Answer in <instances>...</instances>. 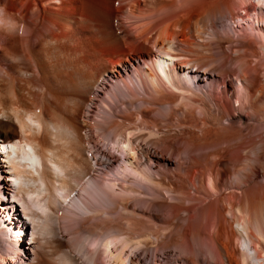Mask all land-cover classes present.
Masks as SVG:
<instances>
[{
  "label": "bare ground",
  "instance_id": "obj_1",
  "mask_svg": "<svg viewBox=\"0 0 264 264\" xmlns=\"http://www.w3.org/2000/svg\"><path fill=\"white\" fill-rule=\"evenodd\" d=\"M5 1L7 6L17 8L19 14L17 21L13 19L14 22L10 20L3 25L7 30L8 28L12 29L10 26L14 27L16 35L14 38L13 35H6L10 40V42L8 41L10 47L7 46L8 50L6 48L3 50V55L10 60L9 66L13 72L8 71L9 68H2L4 71H0V139L7 144L4 148L0 146V194L5 188L10 190L12 185L9 182L13 181L15 183L13 187L17 194L29 200L32 208L37 209H34L35 213L38 218L42 219L41 223L39 222L40 231L42 234L47 232L46 235H50H48L51 237L50 239L45 236L46 242L55 247L52 252L59 257V260L45 259L44 262L46 264H147L143 260H149L152 256L157 258L155 260H159V255L167 260L170 259L173 251L171 248L174 247L177 249L175 262H180L183 258L184 261L191 262V264H200V259L211 257L210 262L204 261V264H264V249L261 248V245L260 250L256 248L258 243L255 241L256 235L253 232L256 231L264 239V192L259 191L257 199L259 201L254 202L249 195V185L240 191L239 202L242 203L243 199H247L251 212H255V220L246 222V225L238 222L237 227L234 228L225 214L234 215L236 209L238 211L241 209L236 206V203H233L235 201H232V198H236L233 192V194L224 195L223 190L216 187L212 177L207 176L206 180L207 170L211 168L209 162L203 165L198 161L199 169L196 163L193 166L190 163L188 165L186 160L181 162L180 160L183 159L181 157L176 163V168L172 170L170 167L162 165L158 159L155 167L159 168L156 172L153 171L150 164L153 157H157L158 154H161V159L167 157L166 153L170 154L172 158L168 156V159L171 160L175 159V155L179 157L182 152L180 147H172L168 144L169 138L174 136L173 131L176 134H178L177 132L193 131L194 135L191 133V138L198 140L196 143L194 141V145L200 147V158H204L206 161L209 158L218 160L217 162L223 165V172L228 171L230 166L234 168L231 172L235 170L254 172L264 168V134L261 133L264 130L260 132V126L264 124V98L261 99L263 102L259 100L261 96H264L263 78L260 75L264 63L261 65L262 68L261 66H252L249 60L243 58L246 56L241 55L242 50H245L246 53L251 51L253 55L259 54L253 43L255 42L254 37L250 36V39H247V45L244 44L246 45L245 49L239 45L233 47V50L231 49L239 60L235 69L228 65L231 59H217L213 52L214 45L222 44L228 36L218 35L217 26L225 22L227 12L231 15L234 14L233 3L235 1L111 0L108 1L106 8L109 12L105 13L106 18L102 20L103 28H108V33H105V43L116 44L120 43L121 37L125 38L130 49L140 57V61L134 69L138 85L131 87V84L135 82L130 77L131 84H124L125 87H123L126 91L117 87L115 93H112L113 95L109 94V99L115 102L114 97L119 99L120 93H123L122 95L128 93L131 96L139 86L149 96L148 99H142V104L155 101L156 105H167V109L166 111L162 109V111L159 107L158 117L155 120H146V116L157 106L141 108L134 113L128 111L129 106L127 105L125 117L128 121L116 123L107 118L103 120L111 127L112 136L99 132L102 130L107 132L110 129L105 128L107 126L100 125V123L93 124L98 137L102 141H107L106 148L109 151L115 149L121 154L118 159L117 173L119 175L108 170L103 173L100 184L118 197L111 195L109 199L112 198L114 201L116 198L115 200L125 211H130L129 205L137 206L138 202H142L143 205L138 207L148 217L157 216L156 212L153 213L155 210L157 211V209L154 210L155 206L153 207V205L159 204L158 200L162 199L161 201L166 206L163 211L165 219L162 218L164 226L159 223L147 226L146 221L136 218L134 215L120 216L119 214L120 217L112 218V215L109 214L115 211L112 209L113 206L109 211H105L109 215L105 218L103 216L96 217L93 214L87 215L86 207L75 197H72L79 184L85 183L88 201L97 199L99 205L105 206L116 204L111 203L106 196L101 194V186L94 179L84 182V178L93 168L92 161L86 154L88 152L86 143H91L92 136L88 133L83 134L86 127L80 121V116L88 101L87 96L90 95L94 85L99 82L101 73L100 71L99 73H82L83 71L77 68V70L75 68L71 70L69 69L71 63L69 67H65L68 62L61 58L60 54L62 55L63 52L59 53L56 44L52 43L57 25L54 27L51 24V18H59L63 13L69 12L65 0H47L50 2V7L39 6L41 2L45 4L44 0ZM115 1L120 5L119 10H116L120 18L118 15L117 17L121 21L123 27L121 28L125 33L121 37L111 27L115 14L112 6L116 4ZM241 1L245 4L246 14H250L249 10L255 8L254 3L250 0ZM258 3L262 5L263 1L258 0ZM48 9L50 17L47 19V23L45 22L41 26L39 19L42 13L47 12ZM31 10H33V15L30 16ZM65 15L67 16V14ZM28 18H30V22ZM256 19H258L259 25L257 30L263 40L261 50L264 52V14L261 15L258 12ZM261 21L263 22L260 26ZM22 23L25 26V32L22 41H20L17 29ZM4 27H0L2 33L6 31ZM229 39L227 40L229 41ZM60 48L62 49V47ZM144 49L148 51V55L141 53ZM221 55L223 56V54ZM241 56L243 57L241 58ZM7 66L5 67L7 68ZM195 67L197 68L194 71ZM236 70L239 73L237 79L240 80L239 84H236L237 86L234 84L232 75ZM202 75L224 78L227 97L221 96L217 87L211 83L208 87L202 88L200 82L205 80ZM207 79L209 80L210 76ZM234 99L238 104L237 109L234 105V110L232 112L227 110L226 113L228 101L231 102ZM134 103L135 100L131 99L130 104L134 105ZM107 105L112 109L110 104ZM176 107L185 109L189 115L191 113L190 118L186 114L182 119L178 116L180 121H185L184 124L180 121L175 124L172 121L179 111ZM244 110H250L248 113L254 118V123L246 121ZM226 114L229 126L222 123ZM140 119V123L144 122L146 125L142 126L139 123ZM238 123L241 127L236 125ZM195 128L199 129L200 133L196 132ZM182 133L179 134L182 135ZM143 144H147V147L145 148ZM149 144L154 149V153L152 149L148 148ZM189 151L188 157L195 159L191 154L193 149L190 148ZM237 154L239 158L234 159L235 157L233 158L232 155L237 156ZM242 156L247 158L246 162L244 159L241 162ZM249 158L255 159L254 162L250 163ZM190 159L187 160L190 161ZM212 160L211 163L216 164V161ZM97 163L100 164L99 160ZM186 164L187 167L183 171L182 167ZM195 166L197 169L193 168ZM213 166L214 170L215 167L218 168V164ZM192 169L200 171L195 195H191L185 190L186 180L193 178L191 174L196 171ZM4 174L6 175L3 176ZM245 174L247 175V173ZM240 176L241 181L245 182V177ZM144 183L149 185L148 188L151 189L149 191H153L145 190ZM238 184L241 183L237 182ZM234 192L236 193V191ZM164 193L170 196L172 201H169V197ZM174 193L181 196L177 198ZM46 194H49L48 209L50 211L40 201L41 198L46 197ZM144 196L152 197H150L151 199H142ZM205 199L211 201L209 208L214 211L217 217L213 216L210 211L205 222L202 219L200 223H197V228L192 235L190 230L193 220L190 218L192 215H189V219H187L189 223L185 226L184 222L185 228L183 229L185 231L182 230V232L184 235L191 236L183 237L187 239L184 240L187 244L182 246L183 241L180 243L181 240L176 239V236L178 237L181 233L177 227L184 219L181 212L197 207L193 203L194 200L204 203ZM186 200L192 201L189 206L185 202ZM118 204L114 205L116 209ZM220 204L225 210H220L217 215L215 212ZM17 211L19 208L15 201L11 204L8 201L5 204L3 199L2 201L0 199V221L4 223L0 229V243L5 244L4 247L2 246L4 249L0 250V259L8 264L18 263L24 248L22 230L27 222L15 219L17 217L14 215L17 214ZM56 216L59 219L61 232L69 240L68 245L65 241H58L54 237L57 233L54 227ZM79 218L82 219L79 220ZM158 218L161 219V216ZM123 220H125L124 224ZM244 221L246 220L244 219ZM125 222L127 229L131 231L130 233L126 232L128 235L121 233L125 228ZM210 223L213 226L212 240L216 244V253L202 239L204 232L202 228L207 227ZM151 227L154 231L150 230ZM148 230L156 236V241L151 239L152 234ZM235 239H237V246ZM170 244L173 245L170 246ZM160 245L162 248L159 247ZM152 247L163 249V253L161 254L160 250L151 252L150 248ZM137 248L142 249L145 257L140 258L139 255L133 253ZM182 252H187L186 257L188 258H185V255L182 257ZM44 253L47 255L46 252ZM206 253L209 256L205 255ZM78 254L81 255L82 262L79 261ZM88 254L91 255L88 256ZM151 254L152 256H150ZM7 255L10 259L7 258ZM204 255L205 257H203Z\"/></svg>",
  "mask_w": 264,
  "mask_h": 264
},
{
  "label": "rangeland",
  "instance_id": "obj_2",
  "mask_svg": "<svg viewBox=\"0 0 264 264\" xmlns=\"http://www.w3.org/2000/svg\"><path fill=\"white\" fill-rule=\"evenodd\" d=\"M46 1L44 0L45 4L43 2L39 3V6L40 7H44V6L50 7L49 6L50 2L47 1V3H46ZM65 1H66L65 5L68 7L69 12L63 13V15H61L59 18H57V17L56 18L54 17V19L51 18V21H52L51 24L54 27L57 25L55 27L56 35L53 38L52 43H53V45L56 44V46L58 47L59 53L63 52L62 55L60 54V56H61V58H63V60L65 62H68V65L66 64L65 67H69V64L71 63L70 64L71 66L69 67V69H71V70H73L74 68L75 69L77 68L78 70L83 71L82 73H86V72L87 73L88 72L89 73H91V72L92 73L93 72L99 73V71L101 73L100 77H99V82L96 85H94V87L91 89L90 95L87 96L88 101L84 105V109H83L84 111H83L82 115L80 116V121L86 127V130H84L83 134L88 133L90 136H92L91 143L90 144L88 142L86 143V146L88 148V152L86 154L91 159L93 168L89 171L88 175L84 178V182H87V181H90L91 179H94L96 181V183L101 186L100 183H101V180L103 178V173H106L108 170H111L112 173L119 175V173H117L118 164H119L118 159L121 157V154L118 151H116L115 149L109 151V149L106 148L108 146L107 141H102V139L98 137V134L95 131V126L93 124L100 123V125L107 126L105 128H110V129H108L107 132H103V130L99 131V132H102L103 134H110V136H112L113 133H112L111 127L109 125H107L106 123H104L103 120L107 118L108 120H111V121L113 120L116 123H120V122L123 123V122L128 121L127 117H125V114L127 113V111H126L127 105L129 106L128 111H133L134 113L138 112L139 111L138 109H141V108H145L148 106L151 107L153 105H155L153 107L157 106V108L154 111L150 112L148 114V116H146V118H145L146 120H155L156 117H158V113H157L158 108L160 107L161 110L163 109L166 111L167 105H163V106L162 105H156L155 101L145 102V104H142V99H148L149 96L146 95V93L139 86L137 87V90L134 91L133 94H131V96H129L128 93H126L125 95H122L123 93L122 94L120 93L119 99H118V97H114L115 102H113L112 100L109 99V97H108V96H110L109 94H112V93L114 94L115 93L114 91H116L115 89L117 87H121L122 89H124V92L126 91L125 88H123V87H125L124 84H126V85L131 84L129 82L130 77L135 82V83L131 84V87H133V85H138L137 81H136V76L134 75V69H135V66L138 65V62L140 61V57L138 54L134 53L132 49H130L129 44L125 41V38L121 37L125 33L123 32L124 29H122L123 28L122 23L117 17V15L119 13H118V11H116V10H119L120 5H118V3H116L117 1H115L116 4H113V6H112L113 9L115 10V14H114V18H113V25L111 27H113L115 29V32L121 37V41H120V43H116V44L110 43L108 45L107 43L104 42L105 37H106L105 33H108V30H107L108 28L107 29L103 28L102 20H104V18H106L105 13L109 12L108 9H106V8L108 7L107 5L111 0H69V1L65 0ZM234 1H235L233 3L234 14H232L234 17L229 12H227L226 17H225V22L223 24L220 23L217 26V29H218L217 32L219 31L218 35H220V36L222 35V37H223L225 34L226 36L228 35L227 37L230 39L228 41L227 40L228 38L225 36L227 39L225 38V40L222 42L223 45L220 43L221 46H220V44L217 45V43H216L214 45V48H215L213 51L214 55L217 59H225V60L231 59L232 61L230 60L231 62L229 61L228 65L235 69L239 63L238 62L239 60H237L238 59L237 55L232 51L233 47L239 45V46H241V48L243 47L245 49V46L247 45V41H248L247 39H250L249 37L252 36L251 38L254 37L253 39L255 40V42H253V43H254L257 51L259 52V54L253 55V52H251V51H247V53H246L245 50H242L241 52H243V53H241V55H244L246 57L241 56V58L243 57V58H246L247 60H249V63H251L252 66H261L264 63V52H263V50H261L263 40H262V37L260 36L259 31L257 30L259 28V25H258V21H257L258 19H256V17H257L258 12L261 15L264 14V0H262L263 1L262 5H261V3H258V0H250L255 5L254 9L251 8L249 10L248 13H250V14H246V12L244 11L245 4L241 0H234ZM261 7H263V8H261ZM33 9H34V11H36L35 8H33ZM18 14H19V10L17 8H14L13 6H11V7L7 6L5 0H0V27L1 26L4 27L3 26L4 23L10 22V20L13 22H14V20L17 21L18 20L17 19ZM49 14H50L49 9L47 10V12L42 13L41 18L39 19L41 26H43V24L47 21V19H49V17H50ZM65 14H67V16ZM31 15H33V10L30 11V16ZM119 18H120V16H119ZM28 19L30 22V18H28ZM5 20H7V21H5ZM261 20H262V18H261ZM262 22L263 21L260 22V26H261ZM7 25L10 26L9 24H7ZM10 27L12 28L11 30H9V28L7 30L6 27H4L6 31L5 32L3 31V33L1 32L2 30L0 29V61H1L0 62V71H4V69H2V68H5V69L9 68L8 71L13 72V69L10 68V66H9L10 60H8V58H6L3 55L4 48H6L8 50L7 46L10 47L9 46L10 40H9V38H7V36L13 35V38H14V36L16 35L14 33L16 31L15 29H13L14 27H12V26H10ZM18 27L19 28L17 29V32L19 34V40L22 41V38H23L22 36L25 32V26L22 23ZM134 35H136V33ZM230 40H231V42H230ZM240 42H241V44H240ZM57 44L60 47H62V49ZM244 44H246V45H244ZM218 46H220V47H218ZM220 48H222L223 50ZM144 50H142L141 53L142 54L145 53V55H148V51L146 49H144ZM221 54H223V56ZM218 55H220V56H218ZM224 57H226L227 59ZM7 61H9V62L7 63ZM5 66H7V68ZM65 67H62V68L64 69ZM196 68L197 67H195L193 70L195 71ZM261 68H262V66H261ZM261 71L262 72L260 75L263 78L262 84H264V67L261 69ZM5 72H7V70H5ZM232 75H233L234 84L238 85L239 81H240L239 79H237L239 76L238 70H236L235 73L233 72ZM202 76H203V78H205V80H202L200 82V86L202 88L208 87L211 83V85H215L217 87V91L221 96H226V92H225L226 87L224 86L225 85V79L224 78L219 77V76H217L215 78L212 75H208V76H210V79L208 80L207 79L208 76H204V75H202ZM137 92H139V93L135 97ZM218 93H216V95H218ZM211 97H212V95H211ZM263 98H264V96H261L259 98V100L263 102V100H261ZM131 99L135 100L134 105L130 104ZM123 102H125V103H123ZM107 104H110L112 109H110V107ZM229 105H231L232 107H230ZM233 106L236 107L235 109H237L238 104L236 103V99L231 100V102L228 101V109H226V113H227V110L232 112L234 110ZM176 108L179 111L177 112V115H175L173 117L174 119L172 118L173 123L177 124L180 121L179 117L182 119L183 115H185V114L188 115L189 118L191 117L190 116L191 113L189 115V113H187L185 111V109H180L179 107H176ZM245 111L246 110H244L243 113H244V115L246 114L245 115L246 121L250 122V123H254V118L252 117V115L250 113H248V111L250 112V110H247L246 113H245ZM250 115H251V117H248ZM188 119H186V120H188ZM140 122H141V119L139 120V123ZM180 122H182L183 124L185 123V121H180ZM222 123L225 126H229V120H228L227 114L225 116V119L222 121ZM140 124L142 126L146 125V123H144V122H143V124L142 123H140ZM236 125H239L241 127V125L239 123ZM91 126H92V131H91ZM263 126H264V124H262V126H260V129H261L260 132L262 130H264ZM194 130H196V132L200 133L199 129L195 128ZM187 132H185V133L177 132L178 134L182 133V135H180V134L178 135V134L174 133V131L172 132V134H174V136L169 138L168 144H169V146H172V147H175V146L180 147V151H182V152L179 155V157H177V155H175L174 156L175 159H173V160L168 159V156H169V158H172L170 156V154H168V153L165 154V156H167L165 159L160 158L161 154H158L157 157H153V159L150 162L153 171L156 172L159 168V167H155L156 164L158 163V159L160 160L162 165L168 166L172 170H174L176 168V165H177L176 163L181 157H183V159L180 160L181 162H184L186 160L185 162H187L188 165H189V163L192 165L193 164L195 165V163H196V166L198 165L197 167H199V169H200L199 165L201 163H203V165L205 163V165H206L207 162H209L211 164V168H210L211 170L210 169L207 170L206 180L209 176L212 177L213 180L215 181L216 187L221 188L223 190L224 195H227V194H230L233 192L235 194L236 198H232V201H235L233 203H236V206L240 207V209H241V211H238L236 209L234 215L227 213V214H225V217H227L230 220V222L232 223L234 228L237 227L238 222H241V223L246 225L247 224L246 222L254 221L255 220V215H254L255 212L254 211H253L254 213L251 212L252 210L249 207L247 199H243L242 203L239 202L240 194H241L240 191L245 189L246 185H249L250 186L249 187V195L251 196V198H253L254 202H256L258 199L259 191L264 192V168L259 170V171H254V172L253 171L248 172L245 170L244 171L241 170L242 171L241 172L239 170H235V171H233L234 172L233 173L231 171L234 170V168H232L233 166L232 167L230 166L228 171L223 172V170H222L223 165L220 162H217L218 160L216 161V159H213V158L210 159L209 158V160L207 159V161H206V159L200 158V153H201V151L199 150L200 147H197L196 145H194V141L196 143V141H198V140L191 138V133L194 135L193 131H189L190 133L189 132L187 133ZM261 133L263 135L264 131H262ZM143 145L145 148L147 147V144H143ZM187 147L189 148V150H190V148L193 149V152L191 154H192V157H194L195 159L191 158L192 159L191 160L188 157L190 155V151L188 150ZM148 148L152 149V151L154 153V149L152 148V146L150 144L148 145ZM181 155H183V156H181ZM232 157L233 158L235 157L234 159L239 158L238 154H237V156L232 155ZM250 158L253 159L252 156H250ZM250 158H249L250 163H253L254 160L256 159L255 157H254L255 158L254 160H251ZM187 159H190V161L193 163H191ZM228 159H230V158H228ZM242 159H244L246 162L247 158L242 156L240 158V160H242ZM98 160H99L100 164L97 163ZM195 160H196V162H195ZM211 160L212 161L215 160L216 164L211 163ZM244 160H242L241 162H243ZM198 161H199V163L200 162L201 163L199 164ZM187 164L185 166L183 165V167H182L183 171L187 167ZM217 164H218V168L215 167V170H214L213 165L217 166ZM196 166L193 168L197 169ZM192 170H194V169H192ZM238 171H239V173H238ZM195 172L192 173L193 175L191 174V176H193V178L187 179L186 183H185V185H186L185 190L188 193H190L191 195L192 194L195 195V191H196L195 188L199 183L198 179H199V172L200 171L198 172L196 170ZM208 172H210V173H208ZM245 173H247V175ZM249 174H251V175H249ZM5 175L6 174H4L3 176H5ZM240 175L243 176L242 178L245 177L244 178L245 182L241 181ZM248 180H249V182H248ZM237 182L241 183V184L237 185ZM232 183H234V184H232ZM9 184L12 185L11 189L8 190L5 188L2 191V194H0V199H1V201L3 199L5 204H7L8 201L10 204L15 201V203L17 204V208H19V211H17V214L14 215V217H17L15 219H19V221L27 222V224H25V227L22 230V233L24 234L23 238L25 239V240L23 239V242H22L24 248H23V251L21 252L19 261H17L18 263H16V264H46L44 262L45 259H49V260L58 259L59 260V257L57 256V254L52 252L53 248H55V247H53V245L46 242L47 239L51 238V237H49L50 235L49 234H48L49 236L46 235L47 232L42 234L40 231L39 222L41 223L42 219L40 217L38 218V215L35 213L36 212L35 210H37V209L32 208L31 202L29 200H26L17 194V191L13 187V185H15V183L13 181H10ZM144 185H145V190L146 189H147V191L151 190L148 188L149 185H146V183H144ZM261 185H262V187H261ZM146 186H147V188H146ZM260 187H261V189H260ZM152 191H149V192H152ZM234 191H236L237 194ZM100 192H101V194H103V196H106V198H108V199H109V197H111V195H112V197L114 196V197L118 198L116 195L111 194L108 190H106L105 186H101ZM164 195H167V194L164 193ZM174 195L177 198L181 196L178 193H174ZM57 196L59 198V193ZM57 196H56V198H57ZM72 197H75L76 200L81 202V204H83L86 207L85 213L87 215L93 214L96 217L97 216L98 217L103 216L104 218L106 216H109V215H112V218L118 217L119 214H120V216L121 215H123V216L134 215V217L140 218L141 220L146 221L145 224H147V226H151V225L153 226V225H155V223H159V225H163V226L165 225L163 222L164 221L163 219H165L163 211L166 208V206H165L164 202L161 201L162 199L158 200V201H160L159 202L160 205L159 204L153 205V207L154 206L156 207V208L154 207V210L157 209V211L155 210L153 213L156 212L157 216L153 217L151 215V217H148V215L145 212L141 211V208L138 207V206L141 207V205H143L142 202H138L137 206L129 205L130 211L128 212L127 210L125 211L122 209L121 205L118 204V201L115 200L116 198L115 199L113 198L114 201L112 200V198L109 199V201H111V203H116V204H111V205H107V206L102 205V204L99 205V203H97L98 202L97 199H93L92 201H88L86 199L85 183L79 184L77 190H75V192H73ZM150 197H152V196H150ZM150 197L144 196L143 198L142 197L141 198L142 199H151ZM167 197H169L168 198L169 201H172L170 196L167 195ZM58 198H57V201H58V204L60 205ZM75 198H74V200H75ZM48 199H49V194L48 195L46 194V197L41 198V200H40V201H42L41 202L42 205L47 210H49L48 209L49 208V206H48L49 200ZM57 201H56V203H57ZM189 201L190 200L185 201L188 206L192 202V201L191 202H189ZM196 202H198V201L197 200L193 201V203L195 205H197V207L195 205H193L195 207L189 209L192 212H190L188 210L181 212V216H183L182 218H184V219L181 220V223H180L181 227H179L180 225L177 227V230L180 231L181 233H183L182 230L185 231L183 228H185L187 223H189V222H187V221H189V220H187V219H189L188 218L189 215H192V216H190V218H191V220H193L192 221L193 225L191 224L192 228L190 230V232H192V235L196 230L195 228H197V223H200V221H202V219L204 220L203 222H205L206 217L209 216V214H210V211H211V214H213V216L216 215V214H214V211H212L209 208V204L211 203V201H209L208 199H205L204 203L199 201L198 203H200V204H198ZM212 202H215V201H212ZM117 204H118V207L116 209L114 205L117 206ZM111 206H113L112 209H113V211L114 210L115 211L113 213L110 212V214L108 215L105 213V211H109ZM218 206H220V207L215 212V213H217V215L219 214L220 210L221 211L225 210L221 204ZM11 211H13V210H11ZM120 212H122V213H120ZM223 212L226 213L225 211H223ZM158 216H161V219L162 218L163 219L161 220L160 218H158ZM215 217H217V216H215ZM54 219H55L54 220L55 221L54 227L57 230L56 231L57 233L54 236L55 239L58 241L60 240L62 242L65 241L67 243V244L66 243L65 244L68 245L69 240L66 237V235H64L61 232L62 229L59 227L60 223H59L58 216H56ZM80 219H82V218H79V220ZM244 219L246 221H244ZM124 221L125 220H123V224H124ZM184 222H185V226H184ZM212 223H213V221H212ZM212 223H210V225H208L207 227L202 228V230L204 231L202 234V237H203L202 239L204 241H206L207 244L210 245V248L212 249V251H215V253H216V249H217L216 244L212 240V231H213ZM3 226H4V223L0 221V229ZM124 227L125 228L122 229L121 233L128 235L127 233H130L131 231H129L127 229L126 222H125ZM151 228H150V230L154 231V229L153 228L151 229ZM150 230H148V231L150 232ZM253 232H254V235H256L255 241L258 243L256 248L258 250H260V245H261V248L264 249V239L256 231H253ZM150 233L152 234V235L150 234L152 237L151 239L156 241L157 240L156 236L152 232H150ZM181 233L178 235L179 238L176 236V239L178 241L181 240L180 243L183 241L182 246H185L187 243L184 240H187V239H184V238L191 236V235H188V234L184 235V233L183 234H181ZM45 236L47 237V239ZM168 239H169V237L167 238V241H168ZM32 242H33V245H31ZM236 242H237V239H235V245L237 246ZM161 244H163V243H161ZM172 245L173 244H170V246H172ZM2 246L4 247L5 244L0 243V250L1 251H2V249H4ZM161 246L162 245H160L159 247H161ZM171 249H173V251L171 252L170 259H168V260L161 255L158 256L159 260H155L157 258L153 257L151 254L150 255V256H152L151 259L149 258V260L146 259L143 261L147 264H149L150 262L153 264H158V263L159 264H171L172 262H173L172 264H186V263L191 264V262L184 261L183 258H182V261L180 260V262H175L174 259L176 256L175 253H177V251H176L177 249H174V247H172ZM159 250L160 249H157L156 247L150 248L151 252H156ZM168 250H170V249H168ZM3 251H4V253H6L5 250H3ZM44 252H46L47 255ZM159 252L162 254L163 249L160 250ZM133 253L134 254L136 253L137 255H139L140 258L145 257V253L142 252V249H138V248L134 249ZM186 253L187 252H185V253L182 252V254H181L182 257L185 255L184 257L188 258V257H186ZM90 255L88 254V256H90ZM195 255H197V254H195ZM205 255L209 256L207 253ZM205 255L203 257H205ZM8 256L9 255H7V258L10 259V257H8ZM78 257H80L79 261L82 262L83 259H82L81 255L78 254ZM240 257H241V254H240ZM205 258H207V259H205ZM205 258L200 259L201 262H199V263L204 264V261H206V263H207V261L210 262L211 257H209V259H208V257H205ZM0 264H8V263H5L4 261H2L0 259Z\"/></svg>",
  "mask_w": 264,
  "mask_h": 264
}]
</instances>
